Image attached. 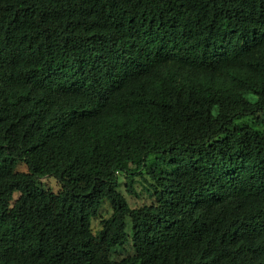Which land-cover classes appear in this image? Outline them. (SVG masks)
<instances>
[{"label": "trees", "instance_id": "trees-1", "mask_svg": "<svg viewBox=\"0 0 264 264\" xmlns=\"http://www.w3.org/2000/svg\"><path fill=\"white\" fill-rule=\"evenodd\" d=\"M105 202L137 264H264V0H0V264H98Z\"/></svg>", "mask_w": 264, "mask_h": 264}, {"label": "rangeland", "instance_id": "rangeland-1", "mask_svg": "<svg viewBox=\"0 0 264 264\" xmlns=\"http://www.w3.org/2000/svg\"><path fill=\"white\" fill-rule=\"evenodd\" d=\"M172 135L175 139L187 141L194 138L192 133H188L180 128L173 130ZM17 132L12 134V142L14 149L17 147ZM25 165L20 164L19 170L25 171ZM46 189L40 198L42 206L47 209H53L60 199V186L53 178L46 179ZM125 184V182H123ZM138 186V190L142 194L141 198L135 197L131 194H126L129 202L135 205L136 203L145 202L148 199L147 193ZM122 191L126 192L125 187L122 186ZM113 208L109 202H105L100 213L93 219V229L96 234L94 243V259L98 264H137V256L134 250L126 246L124 243L115 239L117 229L121 224V218L113 214ZM111 219V224L107 226V220Z\"/></svg>", "mask_w": 264, "mask_h": 264}]
</instances>
